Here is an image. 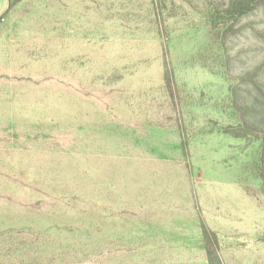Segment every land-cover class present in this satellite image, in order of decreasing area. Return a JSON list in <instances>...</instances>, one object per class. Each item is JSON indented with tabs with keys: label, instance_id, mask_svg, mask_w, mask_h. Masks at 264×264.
<instances>
[{
	"label": "rangeland",
	"instance_id": "1",
	"mask_svg": "<svg viewBox=\"0 0 264 264\" xmlns=\"http://www.w3.org/2000/svg\"><path fill=\"white\" fill-rule=\"evenodd\" d=\"M235 1H9L0 264H264V0Z\"/></svg>",
	"mask_w": 264,
	"mask_h": 264
},
{
	"label": "trees",
	"instance_id": "2",
	"mask_svg": "<svg viewBox=\"0 0 264 264\" xmlns=\"http://www.w3.org/2000/svg\"><path fill=\"white\" fill-rule=\"evenodd\" d=\"M249 0H238V1H235V2H232V6L229 8V9H225L223 10V14H226V16H230L232 21H234L238 16H241V15H244L247 10H249ZM221 20L223 18H220ZM228 18H226V21H229L227 20ZM258 127H263L260 129H257L256 131L257 132H260L263 136H264V124L263 123H258L257 124ZM261 163H260V175L262 176V178L264 179V145L262 146V154H261ZM214 241V239H212ZM204 243H205V247H206V250H208V252H211V249L213 248V243L212 241L209 239L208 235L206 234L205 236V240H204ZM216 264V263H214Z\"/></svg>",
	"mask_w": 264,
	"mask_h": 264
},
{
	"label": "crops",
	"instance_id": "3",
	"mask_svg": "<svg viewBox=\"0 0 264 264\" xmlns=\"http://www.w3.org/2000/svg\"><path fill=\"white\" fill-rule=\"evenodd\" d=\"M9 1L10 0H0V18L3 16V14L8 9V7H9Z\"/></svg>",
	"mask_w": 264,
	"mask_h": 264
}]
</instances>
